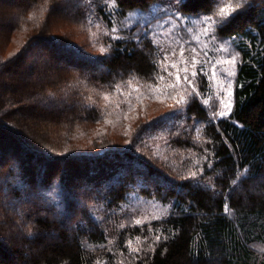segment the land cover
I'll use <instances>...</instances> for the list:
<instances>
[{"label":"trees","instance_id":"16d2710c","mask_svg":"<svg viewBox=\"0 0 264 264\" xmlns=\"http://www.w3.org/2000/svg\"><path fill=\"white\" fill-rule=\"evenodd\" d=\"M36 1L10 3V20L27 14ZM107 2L52 0L51 7L64 4L75 24L91 28L111 27L114 17L161 3L173 5L111 0V11ZM228 2L235 7L236 0ZM223 3L185 0L180 7L175 0L172 9L199 17ZM47 31L31 45H41L83 79L47 101L46 85L31 76L60 80L63 69L52 74L50 65L37 72L45 61L26 62L27 48L8 63L0 61V264H264V0H243L216 27L238 55L227 116L216 115L192 88L182 110L144 119L129 147L108 145L101 153L48 146L30 125L52 119L43 113L46 107L61 110L65 122L91 127L105 120L101 108L82 102L85 88L128 92L120 97L123 106L139 109V91L158 81L159 49L137 28L110 41L105 55L91 57L47 37ZM155 146L169 157L142 153ZM135 192L171 202V213L143 224L125 221L120 205Z\"/></svg>","mask_w":264,"mask_h":264},{"label":"rangeland","instance_id":"374dc122","mask_svg":"<svg viewBox=\"0 0 264 264\" xmlns=\"http://www.w3.org/2000/svg\"><path fill=\"white\" fill-rule=\"evenodd\" d=\"M32 0H0V61L8 63L9 60L16 58L23 50L26 62L31 60H44L37 72L42 71L50 65L52 74L60 73L64 70L62 79H52L49 74L44 79L38 76H31L39 84L46 85L43 88L45 100L56 101L65 92L63 89H70L71 84H81L82 77L61 59H53L51 54L41 45L32 46V41L37 34L47 29V37L55 36L60 38L63 43L71 45L82 53L91 57H101L107 53L113 37L124 36L125 31L140 29L144 37L152 40L158 47L160 60V74L158 81L143 87L139 91L142 98L139 100V109L126 107L125 99L128 92H108L100 89L85 88L81 99L82 102L91 106L96 105L105 114V120L95 123L89 127L80 123L65 122L64 113L61 110L49 112L46 107L43 113H47L52 119L35 122L30 125L32 133L48 146H55L61 151L72 153H96L105 150L108 145L118 147H129L137 125L144 119L151 120L157 116L174 115L182 110L189 94H192L188 83L184 81L185 75L195 89L198 91L199 98L215 113L222 112L227 116L233 104V89L238 55L228 39H222L216 32V25L205 24L202 21L205 16L193 17L184 16L174 9L172 4L161 3L154 5L146 12H133L127 14L125 18L114 17L111 27L93 26L85 27L83 24H75V20L67 16L64 4L53 10L52 0H37L34 2L26 14L25 12L10 20L9 5L12 3L18 6L21 3L31 4ZM108 7L112 11L115 6L108 0ZM18 13V12H17ZM207 27V31H205ZM113 28L116 30L113 31ZM195 48V52L193 51ZM103 49V51H102ZM183 50V55L181 51ZM47 57H51L48 61ZM166 57V59H165ZM195 60V63H193ZM175 64L176 68H172ZM201 67L207 72V77L200 73ZM184 68L188 72L183 71ZM197 72L196 77H192V72ZM215 71L216 75L212 73ZM171 73V75H169ZM227 74V75H225ZM180 80H176V76ZM163 76L164 79L159 77ZM82 78V79H81ZM205 78V80H203ZM200 82V83H199ZM73 84V85H74ZM48 85V86H47ZM175 85V87H172ZM232 95L229 96L228 92ZM194 93V92H193ZM46 101V102H47ZM67 102V101H66ZM71 103H67L68 108H72ZM227 106V107H226ZM69 109V110H70ZM68 110V109H67ZM68 110V111H69ZM79 108L76 111H81ZM49 112V113H48ZM59 112V113H58ZM61 118H55L56 116ZM66 115V114H65ZM108 116V117H107ZM71 125V126H70ZM154 150H145L142 153L147 156L161 155L169 157V152H165L160 147ZM166 159V158H165ZM163 160V159H161ZM122 217L127 221H140L139 224L161 219L168 216L172 209L171 202H163L157 198H148L137 192L131 193L127 200L120 205ZM4 207H0V213ZM123 222V220H122ZM137 224V223H136ZM3 230L4 235H9Z\"/></svg>","mask_w":264,"mask_h":264},{"label":"snow or ice","instance_id":"6c2138e0","mask_svg":"<svg viewBox=\"0 0 264 264\" xmlns=\"http://www.w3.org/2000/svg\"><path fill=\"white\" fill-rule=\"evenodd\" d=\"M119 2H120V0H117V3H119ZM171 2L175 6V0H171ZM184 2H185V0H180V7H183ZM242 6H243V0H236L235 7H233L232 3L228 2V0H224V3L218 7V11H215L214 14H212V13L207 14L206 18L202 22L205 23L206 25L207 24H214V25H216L217 26V31H219L223 27V24L226 22V18L229 16V13L230 12L235 13L238 9H241ZM86 15H87V13H86ZM115 30L116 29L113 28V31H115ZM205 31H207V27H205ZM112 39H117V37H113ZM102 51H103V49H102ZM193 51L194 52L196 51L195 48H193ZM181 55H183V50L181 51ZM165 59H166V57H165ZM193 63H195V60H193ZM172 68H176V65L173 64L172 65ZM183 71L185 73H187L188 72V69L187 68H184ZM199 74H202L205 77H207V75H208L207 72L204 70L203 67H201ZM169 75H171V73H169ZM197 75H198V73L195 72V71L191 73V76L192 77H196ZM212 75L213 76L216 75L215 71H213ZM225 75H227V74H225ZM159 78L160 79H164L163 76H160ZM183 79H184L185 82L188 83L189 87H192L193 90L195 91V85H193L191 83V81L189 79V76L188 75H185L183 77ZM176 80L177 81L180 80V76L179 75L176 76ZM172 87H175V85H172ZM228 95L229 96L232 95L231 91L228 92ZM216 115H219V116L222 117L224 115V113L219 112V113H216ZM227 210H228V205H227V203H225V211L227 212ZM136 223L139 224L140 221L137 220ZM156 239L157 240L160 239V234L159 233H157Z\"/></svg>","mask_w":264,"mask_h":264}]
</instances>
